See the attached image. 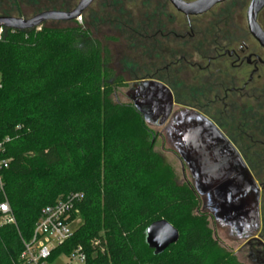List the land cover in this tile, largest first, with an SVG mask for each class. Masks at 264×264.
Segmentation results:
<instances>
[{
  "label": "trees",
  "instance_id": "obj_1",
  "mask_svg": "<svg viewBox=\"0 0 264 264\" xmlns=\"http://www.w3.org/2000/svg\"><path fill=\"white\" fill-rule=\"evenodd\" d=\"M123 14L121 8L115 19L101 21L135 45L144 35ZM88 27L76 20L64 28L43 24L41 31L6 29L0 41V144L10 139L0 151V160L9 161L0 204L8 202L15 220L6 223L0 212V264H26L24 242L42 210L71 193L84 196L72 213L81 223L48 261L71 259L81 247L86 264H242L218 246L207 215H194V186L160 174V158L142 140L148 131L142 114L112 100L121 78ZM210 115L257 169L264 158L255 149L263 139L257 116L231 125ZM162 219L180 239L155 255L145 232Z\"/></svg>",
  "mask_w": 264,
  "mask_h": 264
},
{
  "label": "flooded vegetation",
  "instance_id": "obj_2",
  "mask_svg": "<svg viewBox=\"0 0 264 264\" xmlns=\"http://www.w3.org/2000/svg\"><path fill=\"white\" fill-rule=\"evenodd\" d=\"M150 9L144 18L146 77L133 82L127 96L138 105L146 122L157 129V137L164 136L175 149L171 136L186 110L196 111L216 126V117L211 113L231 125L238 119L257 116L263 139L255 149L264 155V0H224L207 13L190 17L178 12L169 0L159 7L150 5ZM153 83L166 87L172 95L171 114L164 123V105L169 99L164 101L148 92ZM227 138L241 154L260 190L258 223L255 227L229 224L233 216L222 214L218 203L206 204L196 191L203 200L202 213L208 212L216 226L242 243L233 255L246 256L250 264H264V158L255 169ZM243 148L254 149L249 145ZM214 238L217 240L216 235Z\"/></svg>",
  "mask_w": 264,
  "mask_h": 264
},
{
  "label": "water",
  "instance_id": "obj_3",
  "mask_svg": "<svg viewBox=\"0 0 264 264\" xmlns=\"http://www.w3.org/2000/svg\"><path fill=\"white\" fill-rule=\"evenodd\" d=\"M169 1L178 12L190 17L207 13L224 0ZM94 2L95 0H80L70 11L49 10L29 19L0 17V25L9 30L29 31L47 22H74ZM257 37L262 41V37ZM148 92L159 95L164 101L169 99L164 105L167 110L162 120L164 123L173 106L170 91L158 83H153ZM171 137L174 148L188 165L194 178L195 190L199 191L205 203H218L222 214H231L233 218L229 220V224L236 227L253 224L255 227L258 223L260 190L241 154L224 133L196 111L186 110L175 125ZM145 235L146 243L155 255L164 253L180 239L179 231L165 219L152 223L146 229Z\"/></svg>",
  "mask_w": 264,
  "mask_h": 264
},
{
  "label": "rangeland",
  "instance_id": "obj_4",
  "mask_svg": "<svg viewBox=\"0 0 264 264\" xmlns=\"http://www.w3.org/2000/svg\"><path fill=\"white\" fill-rule=\"evenodd\" d=\"M121 3L115 0H95L91 7L77 21L84 27L91 30V34L103 46L107 48L110 57L109 67L113 70L114 78H121L115 88V94L112 100L116 103L131 105L136 107L131 99L127 96L132 88L133 82L143 80L146 77V51L144 39L137 38L136 45L129 43V37L118 31L114 26L107 22L101 21V18L115 19L119 15L122 8L123 15L131 17V22L138 32L136 35H144L145 17L151 12L150 5L156 7L160 2L165 0H120ZM80 0H0V17H19L29 19L35 15L49 10L70 11L74 9ZM175 15L178 13L170 8ZM180 16V15H178ZM73 22H47L46 26L55 28H64L72 25ZM116 26V25H115ZM126 33V31H124ZM133 69V70H131ZM209 109L208 105H204ZM138 110V109H137ZM142 114V113H141ZM144 124L147 127V134L143 137V141L148 146L152 147L153 152L160 158V174L170 176L180 186H193V177L189 171L188 165L180 157L179 153L169 145L164 136L157 137V129L147 123L145 116L142 115ZM197 205L194 209V215H200L203 210V200L197 194ZM206 222L208 227L216 235L218 246L230 254H236L242 243L233 240L231 236L225 233L221 226H216L214 221L207 212ZM72 226L75 228L81 223V219L70 218ZM2 224V221L0 225ZM215 231V232H214ZM238 261L242 264H250L246 256L236 255ZM46 264H77L76 258L69 259L65 255H59L53 261H47Z\"/></svg>",
  "mask_w": 264,
  "mask_h": 264
},
{
  "label": "built area",
  "instance_id": "obj_5",
  "mask_svg": "<svg viewBox=\"0 0 264 264\" xmlns=\"http://www.w3.org/2000/svg\"><path fill=\"white\" fill-rule=\"evenodd\" d=\"M41 27L36 28V31H41ZM6 29L0 25V41L3 39ZM2 88L3 82L0 74V90ZM9 141L10 139H6L0 144V151L4 149V144ZM8 165V160H0V190L2 192L4 191L1 171L8 168ZM83 198V194L71 193L55 205L42 210L34 228L32 239L29 242H24L21 259L26 264H46L53 250L71 239L74 234V227L70 218ZM0 212L5 216L6 223H15L7 201L0 204ZM73 258H76L77 264H86V255L81 247L73 253L71 259Z\"/></svg>",
  "mask_w": 264,
  "mask_h": 264
}]
</instances>
